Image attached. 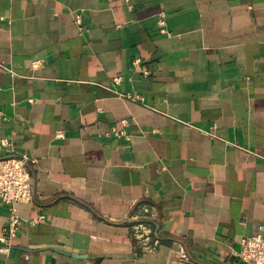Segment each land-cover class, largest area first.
Listing matches in <instances>:
<instances>
[{
    "label": "crops",
    "instance_id": "0c3cea01",
    "mask_svg": "<svg viewBox=\"0 0 264 264\" xmlns=\"http://www.w3.org/2000/svg\"><path fill=\"white\" fill-rule=\"evenodd\" d=\"M11 155L34 199L9 246L0 199V264H246L231 252L264 224V0H0Z\"/></svg>",
    "mask_w": 264,
    "mask_h": 264
},
{
    "label": "built area",
    "instance_id": "2783aa9c",
    "mask_svg": "<svg viewBox=\"0 0 264 264\" xmlns=\"http://www.w3.org/2000/svg\"><path fill=\"white\" fill-rule=\"evenodd\" d=\"M2 144L5 145L3 141ZM0 199L11 210L6 235L1 239L9 246L10 239L17 235L21 224L18 206L32 203L34 199V179L24 156L0 158ZM144 212L148 213L149 209L144 208ZM132 230L133 239L143 253H153L156 250L158 242L153 241L149 225L134 224ZM231 257L246 264H264V224L258 234L242 238L239 248L231 252Z\"/></svg>",
    "mask_w": 264,
    "mask_h": 264
},
{
    "label": "water",
    "instance_id": "95a60500",
    "mask_svg": "<svg viewBox=\"0 0 264 264\" xmlns=\"http://www.w3.org/2000/svg\"><path fill=\"white\" fill-rule=\"evenodd\" d=\"M49 248H52V249L56 250L57 252L62 253L61 251L58 250V248H54V247H49ZM41 249H45V248H41ZM70 256L73 257V258H77L78 257L77 255H74V254H70Z\"/></svg>",
    "mask_w": 264,
    "mask_h": 264
}]
</instances>
